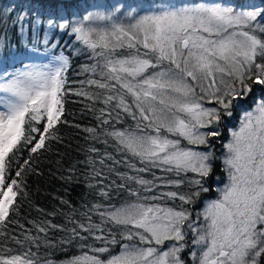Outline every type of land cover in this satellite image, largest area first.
<instances>
[{"label": "snow or ice", "instance_id": "1", "mask_svg": "<svg viewBox=\"0 0 264 264\" xmlns=\"http://www.w3.org/2000/svg\"><path fill=\"white\" fill-rule=\"evenodd\" d=\"M0 264H264V0H0Z\"/></svg>", "mask_w": 264, "mask_h": 264}, {"label": "trees", "instance_id": "2", "mask_svg": "<svg viewBox=\"0 0 264 264\" xmlns=\"http://www.w3.org/2000/svg\"><path fill=\"white\" fill-rule=\"evenodd\" d=\"M9 2H11V0H5V3ZM77 63H79V61ZM79 99L80 98L70 97V102L67 107L71 115H68V119L70 121L75 120V122L80 123L82 127L91 126V124L94 122L92 120L91 115L89 114L87 116H84L83 118L81 116V109L83 108V104L79 102H71L73 100L78 101ZM232 126H234V123ZM77 131L78 130L66 126L61 128V135L64 136V144L56 146L52 154H46L44 157L41 158V167L44 170V176L40 178L32 177L29 181L31 186L30 191L32 193L33 203L39 206L40 208L45 209V211L50 212L53 211L55 208L60 207L59 200L56 199V197L65 196V188L67 187V185L63 184L59 179H57L59 173L57 172V165L55 164V161L60 159V157L55 155V152L59 151L63 154L64 168L69 167L70 164L82 158L81 154L78 152L77 149L78 146H85V141L83 140L84 133H80L79 138L73 139L72 137L76 135ZM226 132L224 137L225 140L227 134ZM216 147L218 151H221L222 143H218ZM49 161H51V163H49ZM217 173L220 174L221 177L223 176V174L220 173L219 165L217 166ZM85 192L86 190L83 186L77 187L73 189L71 191V195L67 196L66 198L71 199L73 203H78L81 199V196L84 195ZM211 194L210 196H212ZM85 198L91 199L90 196H85ZM114 202L119 203V198L115 199ZM197 207L200 206L198 205ZM25 211L26 213L29 211L27 206ZM40 215V213L36 212L34 209H31L30 215H28V219L37 218ZM57 222H59L58 218ZM75 252V249H69L66 255L71 256L75 254ZM61 258H64V255H61Z\"/></svg>", "mask_w": 264, "mask_h": 264}, {"label": "rangeland", "instance_id": "3", "mask_svg": "<svg viewBox=\"0 0 264 264\" xmlns=\"http://www.w3.org/2000/svg\"><path fill=\"white\" fill-rule=\"evenodd\" d=\"M234 126H235V123H234ZM234 126H233V127H234ZM225 132H226V131H225ZM226 133H227V132H226ZM227 138H228V137H227V134H226V140H227ZM222 150H223V149H221V151H222ZM222 180H223V176H222ZM211 195H212V196H210V197H214V196L216 195V193L213 192Z\"/></svg>", "mask_w": 264, "mask_h": 264}]
</instances>
